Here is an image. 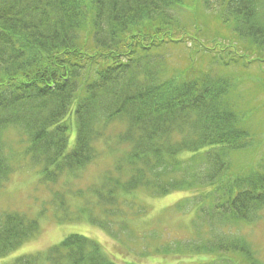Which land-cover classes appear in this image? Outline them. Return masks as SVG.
Wrapping results in <instances>:
<instances>
[{
  "label": "trees",
  "instance_id": "1",
  "mask_svg": "<svg viewBox=\"0 0 264 264\" xmlns=\"http://www.w3.org/2000/svg\"><path fill=\"white\" fill-rule=\"evenodd\" d=\"M180 46L182 70L174 67ZM253 66L264 94V0H0V136L11 126L22 131L27 154L52 181L92 162L118 122L119 143L129 149L105 175V195L96 188L94 195L119 211V190L203 189L191 196L208 204L195 218L218 242L190 250L262 264L225 231L264 208V156L254 148L260 134L244 119L249 110L238 93V72ZM244 151L251 160L236 169ZM2 153L0 137V185L8 174ZM37 228L16 211L1 212L0 257ZM9 264L114 263L96 241L70 234Z\"/></svg>",
  "mask_w": 264,
  "mask_h": 264
},
{
  "label": "rangeland",
  "instance_id": "2",
  "mask_svg": "<svg viewBox=\"0 0 264 264\" xmlns=\"http://www.w3.org/2000/svg\"><path fill=\"white\" fill-rule=\"evenodd\" d=\"M175 51L174 67L182 70L187 64L184 48L180 46ZM237 75L242 77L238 88L241 104L249 110L244 112V119L254 127L251 132L260 134L258 139L263 141L255 143L254 148L263 150L264 94L256 83L261 74L253 66L248 72L239 71ZM123 128L124 125L115 122L108 129L106 142L96 145L98 154L92 162L77 172L63 171L52 181L42 179L41 165L34 164L27 154L29 142L23 132L12 126L2 131V157L8 163V174L0 185V213L16 211L26 219L35 220L38 232L1 256L0 264H9L22 255L44 252L70 234H81L96 241L114 264H217L223 260L245 264L238 254H196L190 250V245L218 242L215 232L207 225L200 226L195 218L199 207L204 205L206 209L208 204L200 203V198L193 203L191 196L201 194L203 189L174 191L163 196L152 195L143 188L129 194L119 190L116 193L121 196L117 205L120 212L105 204L104 198L94 195V188L105 195L107 187L105 190L100 187L106 180L105 175L113 170L118 159L124 160L129 149V145L119 143L118 134ZM74 129L72 125L70 147ZM261 149H257L259 157L264 156ZM235 160L234 167L242 168L240 166L251 160L250 152L237 154ZM188 199L191 200L185 209L178 211L177 204ZM89 217L105 227L93 224ZM225 231L232 234L230 237H240L249 244L257 260L264 264V208L252 221H240Z\"/></svg>",
  "mask_w": 264,
  "mask_h": 264
}]
</instances>
